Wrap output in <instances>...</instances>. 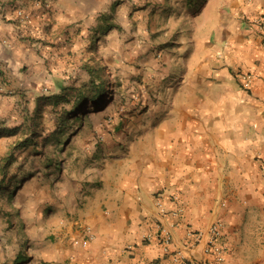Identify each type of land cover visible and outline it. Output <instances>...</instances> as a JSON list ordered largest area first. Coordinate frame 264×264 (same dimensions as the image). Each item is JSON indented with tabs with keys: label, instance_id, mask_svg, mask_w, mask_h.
Wrapping results in <instances>:
<instances>
[{
	"label": "crops",
	"instance_id": "obj_1",
	"mask_svg": "<svg viewBox=\"0 0 264 264\" xmlns=\"http://www.w3.org/2000/svg\"><path fill=\"white\" fill-rule=\"evenodd\" d=\"M192 5L0 0V264H215L217 221L222 264H264V0ZM100 64L109 121L69 129L62 97Z\"/></svg>",
	"mask_w": 264,
	"mask_h": 264
},
{
	"label": "built area",
	"instance_id": "obj_2",
	"mask_svg": "<svg viewBox=\"0 0 264 264\" xmlns=\"http://www.w3.org/2000/svg\"><path fill=\"white\" fill-rule=\"evenodd\" d=\"M17 15L21 20H25L27 18V16L21 10L17 11ZM252 25L255 27V29L257 30V33L259 34L261 39L264 41V18L263 17L254 18L252 20ZM236 76L244 89L247 90L252 86L254 76L251 73L238 72ZM108 121L109 120L101 121L98 125V128L104 127L105 122L107 123ZM96 138L98 141L103 140V137L101 134L98 135ZM261 169L264 172V162L261 165ZM171 199L173 201H177L178 196L172 195ZM156 206L159 209L162 218H166V217H170L172 219L180 218L181 210H176V211L172 210L170 212H165L164 209L162 208V204L159 201L156 202ZM175 227H176V223L174 222H169L167 227H163V226L159 227L158 237H159V240L161 241V244L163 245L164 250H167V248L170 246L172 242L171 230L174 229ZM220 228H221V224L218 221L214 222L211 225L209 232H208L209 240L205 247L206 253L215 255V264H222V262L224 261L225 247L224 246H218V247L214 246L215 240H217V238L220 235ZM84 234L86 236L85 239L80 240V241L79 240H74V241L80 242V244L85 247L87 245L88 240L92 238V232L89 228H85ZM200 239H201L200 234H197V233L194 234L193 236L194 244L198 243ZM178 260H179L178 257L174 258V261H178Z\"/></svg>",
	"mask_w": 264,
	"mask_h": 264
},
{
	"label": "trees",
	"instance_id": "obj_3",
	"mask_svg": "<svg viewBox=\"0 0 264 264\" xmlns=\"http://www.w3.org/2000/svg\"><path fill=\"white\" fill-rule=\"evenodd\" d=\"M105 68L100 64L89 69V80L78 88H71L63 95V103L66 105L62 107V114H72L90 104L98 105L107 94L108 89L111 88L104 78ZM112 91V90H110ZM113 92L109 93L107 98L112 97ZM67 118H70L68 116Z\"/></svg>",
	"mask_w": 264,
	"mask_h": 264
},
{
	"label": "rangeland",
	"instance_id": "obj_4",
	"mask_svg": "<svg viewBox=\"0 0 264 264\" xmlns=\"http://www.w3.org/2000/svg\"><path fill=\"white\" fill-rule=\"evenodd\" d=\"M195 2L196 5L194 7V5L191 6V9L193 8H199L200 5H202V3L204 2V0H189V2ZM195 10V9H194ZM104 68H105V78L104 80L106 82H108L107 84L111 86L110 89H108V91L106 92L107 94L104 96L103 100L100 102V104L98 105H92L90 104L88 107H84L83 109H80L72 114H62V116L60 117V119L63 121H66V127L69 129H75V128H83L85 130H96L98 128V125L101 121H105V120H109V118H105L104 120H100L99 122L96 121V114L95 112L97 110H99L102 106H104L105 104H107L110 100L112 101V97H110L109 99L107 98V96H109V93L113 92L114 87H113V80H114V74L111 70L110 66H107L105 64H101ZM112 90V91H110ZM113 96V95H112ZM68 116H70V118H67ZM84 117V120H81V118ZM62 121V122H63ZM18 185H20V182H18L17 184L14 185V187H17Z\"/></svg>",
	"mask_w": 264,
	"mask_h": 264
}]
</instances>
